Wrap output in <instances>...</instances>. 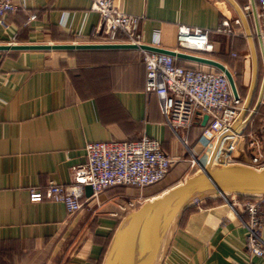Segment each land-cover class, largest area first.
<instances>
[{"label": "crops", "instance_id": "1", "mask_svg": "<svg viewBox=\"0 0 264 264\" xmlns=\"http://www.w3.org/2000/svg\"><path fill=\"white\" fill-rule=\"evenodd\" d=\"M19 2L5 25L0 23V45L100 41L95 34L99 15L90 9V0ZM118 3L123 12L140 16L141 44L174 50L178 24L210 29L211 50L197 56L220 62L247 86L242 91L235 83L242 100V133L256 111L264 113V45L256 0ZM224 19L231 34L213 31ZM175 63L219 71L180 58ZM144 75L139 49H0V264H101L129 211L121 206L159 193L124 186L95 196L85 192L83 208L75 212L58 202H30L29 188L43 190L50 180L70 182V167L83 162L87 142L146 136L177 156L178 164L187 163V152L163 121L158 98L144 90ZM196 128H190L188 143L196 140ZM259 204L264 216V200ZM195 206L179 222L161 264H264L245 251L239 207L224 199Z\"/></svg>", "mask_w": 264, "mask_h": 264}, {"label": "built area", "instance_id": "2", "mask_svg": "<svg viewBox=\"0 0 264 264\" xmlns=\"http://www.w3.org/2000/svg\"><path fill=\"white\" fill-rule=\"evenodd\" d=\"M256 2L260 20L258 37L264 45V0ZM19 8V0H0V23L5 25L4 18ZM90 9L99 15L100 22L95 30L96 36L100 37L98 42L141 44L136 29L140 16L123 12L118 0H90ZM213 31L231 34L229 20H221ZM209 32L208 28L178 24L174 51L192 55L209 52ZM149 45L157 47L155 43ZM141 51L144 90L158 98L163 121L187 152L191 168L197 166L202 170L211 156L231 162L234 161L231 158L243 155L249 158L251 166L261 160L264 138L255 133L245 137L242 131L232 129L242 110V100L239 95L233 96L222 72L182 67L175 63V56ZM204 115L207 120L202 132L190 145L189 130L193 125H199ZM260 132L264 133V120L261 121ZM246 151L250 154L247 155ZM202 153L205 157L200 161L197 157ZM176 159L177 156L166 152L160 142L146 136L138 140L87 142L83 162L70 167L68 184L50 180L43 190L29 188L28 198L30 202L61 203L68 212L79 211L83 208L86 186L90 187L93 196L115 185H133L142 189L160 181ZM139 199V196L128 199L121 209H135L142 203ZM223 199L231 207H239L240 212L236 215L246 230L247 255L264 260V241L261 238L264 216L259 213V202H241L235 195ZM235 264L247 263L239 261Z\"/></svg>", "mask_w": 264, "mask_h": 264}, {"label": "water", "instance_id": "3", "mask_svg": "<svg viewBox=\"0 0 264 264\" xmlns=\"http://www.w3.org/2000/svg\"><path fill=\"white\" fill-rule=\"evenodd\" d=\"M0 49H139L160 52L214 67L226 76L233 96H238L232 73L220 62L149 44H6L0 45ZM242 118L243 113L235 120L232 128L235 132L242 131ZM206 120L207 116L204 115L201 126L205 125ZM85 192L91 193L90 187L86 186ZM228 195L264 197V167L209 158L202 170L170 187L161 196L144 200L138 207L128 211L116 227L101 264H161L184 211L205 199Z\"/></svg>", "mask_w": 264, "mask_h": 264}, {"label": "rangeland", "instance_id": "4", "mask_svg": "<svg viewBox=\"0 0 264 264\" xmlns=\"http://www.w3.org/2000/svg\"><path fill=\"white\" fill-rule=\"evenodd\" d=\"M236 84H237V87L240 86L242 91H244L247 88L246 85H244V86L241 85L239 83V81ZM182 149L185 150L183 147H182ZM246 153H247V155L250 154L248 151H246ZM184 155L186 156V159H189V156H188L187 153H185ZM204 157H205V154L202 153V154L198 155L197 158H198V160H200V161L202 160L203 161ZM263 157H264V155H263ZM263 157L261 158L260 161H257L256 163L254 162V164L252 166L256 167V168L262 167L264 165V158ZM214 158H215V156L212 158V160ZM231 159H233L234 161H239V162H243V163L251 165L250 164V160H249V158L247 156L240 155L239 157H235V158H231ZM175 161H177V160H175ZM198 171H200V170L198 169L197 166H193L191 168L189 166V163L178 164V162H177V163L173 164V166H172L170 172L167 174V176L163 180H161L158 184H156L154 186V191H153V193H151V195L152 194H156L158 192H159L158 194H160L161 193L160 191H162L163 189H167L169 187H172V186L182 182L185 178L191 176L192 174H194V173H196ZM146 189L147 190L145 192H149V191L153 190V187H150L149 189L146 188Z\"/></svg>", "mask_w": 264, "mask_h": 264}, {"label": "trees", "instance_id": "5", "mask_svg": "<svg viewBox=\"0 0 264 264\" xmlns=\"http://www.w3.org/2000/svg\"><path fill=\"white\" fill-rule=\"evenodd\" d=\"M187 68H188V67H187ZM234 80H235V82H237V81H236V77H234ZM263 115H264V113H262L260 110H258V111H256V112L251 116L250 123L247 125V127H246L245 130H244V136H245V137H247V136L250 135L251 133H252V134L255 133V134H258V135L260 136V138H264V133L260 132L261 118H262ZM194 126L197 127V128H196V131H197V138H196V140L194 141V142H196L197 139L199 138L201 132H202L203 126H199V125H196V124H195V125H193L191 128H193ZM194 142H191V143H194ZM191 143H189V144H190V145H193V144H191ZM213 157H214V156H211L210 158H213ZM186 160H187V163H189V162H188V159H186ZM177 162H179V160H178V161H174V163H172V164L170 165L168 171L166 172V174L163 176V178H162L161 180H163V179L167 176V174L170 172V170H171L173 164H175V163H177ZM161 180H160V181H161ZM160 181H158V182H156V183H154V184H151V185H147V186H145V187H143V188H148V189H149L150 187H153V190H152V191H149V192H152V193H153V191H154V186H155L156 184H158ZM115 186H124V187H131V188H133V189H138L137 186H133V185H115ZM146 190H147V189H146ZM236 197H237V199H238L239 201H241V202H244V201H258V202L260 203L262 200H264V197H252V196H242V195H236ZM222 200H223V199H222L221 197L217 196V197H214V198H208V199H205V200L201 201L200 203H202V204H206V203L211 202V201L219 202V201H222ZM194 208H196L195 205H194V206H190V207H188V208L184 211V213H183V215H182V219H181V221H180V224L182 223V220H183V218L185 217L186 213L192 211ZM259 208H260V204H259V206H258V210H259ZM243 217H246V216L244 215ZM180 224H179V225H180ZM108 241H109V240H108ZM106 245H107V244H106ZM106 245H105V247H104L103 253H104V251H105Z\"/></svg>", "mask_w": 264, "mask_h": 264}, {"label": "bare ground", "instance_id": "6", "mask_svg": "<svg viewBox=\"0 0 264 264\" xmlns=\"http://www.w3.org/2000/svg\"><path fill=\"white\" fill-rule=\"evenodd\" d=\"M213 161H217L216 156H215V158L213 159ZM167 190H168V189H167ZM167 190H166V191H167ZM163 193H165V191H164ZM163 193H161L160 195L153 196V197H151L150 199H152V198H156V197H159V196H161ZM150 199H148V200H150Z\"/></svg>", "mask_w": 264, "mask_h": 264}]
</instances>
